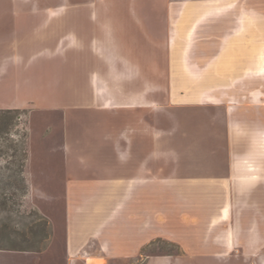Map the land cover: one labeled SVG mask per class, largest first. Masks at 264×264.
Instances as JSON below:
<instances>
[{
  "label": "rangeland",
  "instance_id": "rangeland-1",
  "mask_svg": "<svg viewBox=\"0 0 264 264\" xmlns=\"http://www.w3.org/2000/svg\"><path fill=\"white\" fill-rule=\"evenodd\" d=\"M36 2L45 10L28 14L21 39L8 9ZM1 16L0 38L11 35L0 46V83L38 62H70L102 75L92 99L146 92L140 107L107 113L118 122L109 131L149 135L157 147L155 236L123 264H264V0H0ZM19 110L11 133L26 130L27 161L24 183L0 204V264H63L66 189L47 178L63 131L89 114L30 101ZM120 191L102 190L107 209L146 229L131 219V190L123 203Z\"/></svg>",
  "mask_w": 264,
  "mask_h": 264
},
{
  "label": "crops",
  "instance_id": "crops-1",
  "mask_svg": "<svg viewBox=\"0 0 264 264\" xmlns=\"http://www.w3.org/2000/svg\"><path fill=\"white\" fill-rule=\"evenodd\" d=\"M8 10L13 27H23L24 32L20 33V37L26 39L28 14L45 8L37 2L32 5L11 3ZM13 14L19 16L13 17ZM0 19H4V16ZM10 35L11 32L0 38V46L8 43ZM109 35L112 33L109 32ZM125 63L129 65L127 61ZM45 67L47 70L43 73ZM87 67L83 65L82 68H77L75 63L70 62L65 65L62 62H38L30 70L19 71V77L17 75L15 78L9 72V76L0 83V110H19L30 101L43 109L66 108L74 113L83 112L84 109L89 114L88 117H76L73 126L63 131L60 152L57 154V168L52 172L53 176L47 178L51 187L66 189L63 264H123L125 256H132L138 246L146 243L149 236H155L154 178L157 147L155 139L149 135H142L141 140H138L139 138H135L138 136L136 132L130 133L123 127L116 128L115 131L108 129L110 123H118L115 122L116 118L108 119V110L136 109L144 101L141 97L146 92L140 94L130 91L126 101L123 96H119L108 102L107 96L102 93H99V100L92 99L94 89L96 92L99 90L98 81L101 83L102 75ZM133 71V68L126 70L130 76L134 74ZM110 72H114L115 77L119 76L113 69ZM123 73L124 71L120 77H123ZM119 85L123 90L124 85ZM43 91L54 97L40 101V93ZM148 127L155 130L150 125ZM54 174L60 177L56 178ZM113 186L122 190L118 193L122 203L128 195L127 190H131V195L136 199L133 207L137 209V214L132 215L131 219L137 222L146 221V229H128L125 227V220L130 217L128 214L121 212L117 217L114 211L107 209L108 202L104 199L107 193L102 194V190ZM122 203L118 200V205ZM145 206H148L147 209ZM142 208L146 209L145 213H140ZM114 220L115 223L110 225ZM87 239L95 243L88 246ZM140 242L143 243L140 245ZM108 253L112 255L110 259Z\"/></svg>",
  "mask_w": 264,
  "mask_h": 264
},
{
  "label": "trees",
  "instance_id": "trees-1",
  "mask_svg": "<svg viewBox=\"0 0 264 264\" xmlns=\"http://www.w3.org/2000/svg\"><path fill=\"white\" fill-rule=\"evenodd\" d=\"M23 110H0V204L4 205L7 189L16 183H24L23 171L27 161V151L24 147L26 130L12 138V128L21 125ZM7 150H12L9 154ZM46 226V222H42Z\"/></svg>",
  "mask_w": 264,
  "mask_h": 264
}]
</instances>
